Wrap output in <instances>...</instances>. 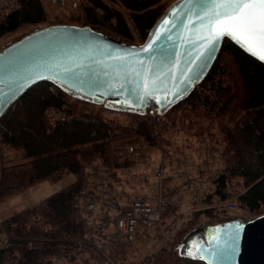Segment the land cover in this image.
Wrapping results in <instances>:
<instances>
[{"label": "trees", "instance_id": "trees-1", "mask_svg": "<svg viewBox=\"0 0 264 264\" xmlns=\"http://www.w3.org/2000/svg\"><path fill=\"white\" fill-rule=\"evenodd\" d=\"M162 1L79 0L70 24L79 22L130 44L134 32L144 42L166 9ZM15 2V9L0 10V38L23 26L47 22L41 0ZM104 110L70 97L50 82H40L0 116V198L43 181L54 184L72 177L68 185L1 220L0 232L8 241L0 246V264H58L74 262L82 255L85 263L123 264L117 251L93 236L94 216L84 201V190L91 182L86 168L93 163L110 164L112 150L119 153L113 157L115 169L136 165L144 157L143 146L168 153L179 132L220 147L221 172L213 180L214 166L194 172L193 178L187 175L182 183L189 195L200 180L208 189L200 201L191 200L195 207L180 234L143 264H205L180 257L178 243L202 221L216 223L227 217L225 202H235L242 215L264 214V64L229 40L223 41L202 82L163 115L124 113L122 120L106 117ZM129 146L139 154H127ZM115 172L105 185L120 198ZM172 181L171 176L162 180V196L168 201L163 220L178 209L172 201L175 186H166ZM93 185L100 186L95 181Z\"/></svg>", "mask_w": 264, "mask_h": 264}, {"label": "water", "instance_id": "water-1", "mask_svg": "<svg viewBox=\"0 0 264 264\" xmlns=\"http://www.w3.org/2000/svg\"><path fill=\"white\" fill-rule=\"evenodd\" d=\"M201 8H207L203 0H174L139 45L74 24L49 25L22 36L0 52V116L40 82L112 111L145 115L152 108L161 116L202 82L225 39L264 64L230 34L209 45V17L196 15ZM237 225L233 252L228 245ZM177 251L205 264H264V214L247 222L230 217L200 225L181 238Z\"/></svg>", "mask_w": 264, "mask_h": 264}, {"label": "rangeland", "instance_id": "rangeland-1", "mask_svg": "<svg viewBox=\"0 0 264 264\" xmlns=\"http://www.w3.org/2000/svg\"><path fill=\"white\" fill-rule=\"evenodd\" d=\"M41 1L47 13V22L44 24L35 26V27L29 26V25L23 26L16 32L8 34L0 38V48L10 41L17 40L21 38L22 36L30 33L31 31L49 26V24H55V23L56 24H70L72 23L70 19L73 18L78 11V9L74 11H70L69 16H67V18L59 17L54 12V10H52L46 5L45 0H41ZM77 1H78V4H80L79 0ZM173 1L174 0H163L162 3L167 8ZM77 7H79V5ZM75 25L82 26V23L78 22ZM132 34L134 37L133 44L139 45L143 43L141 39L135 35L134 32ZM96 106H99V105H96ZM101 107L104 108L103 106ZM104 114L106 117L117 118V119H122V120H124L126 117L124 113H121L120 116H117V114H115L114 112H109L107 110H104ZM200 139H197L192 136H186L183 132H179L175 136H173L172 142L174 143V147L170 148L169 152L165 154L166 155L169 154L168 159L172 161L178 160L180 162L178 165L173 166V167L166 166L164 168V172H165L164 177H168V176L173 177V181L171 183L170 182L167 183L166 186H168L167 188L169 189H172L175 186V188H173L172 190L173 191L172 201H174L173 202L174 206L178 207L177 212L174 215H169L168 217H165L164 220L162 219L159 229H153V230H148L146 232H142L140 235L141 237L133 244L124 245V246H121L120 249H115V251H117V253L119 254L118 256L120 257L119 259L120 263L143 264L147 261L148 258H151L157 255L159 250L165 244L169 243L172 239L176 238L178 234H180L178 231L183 228L184 226L183 222L188 218L192 209H194L195 207L193 203L191 202L192 200L191 195H189L185 191L182 182L187 178L188 174L190 178H193L194 172H196L195 166H199V164L205 157V150H207L208 147H212L217 152L221 151L220 147L211 145L205 139H202V138ZM142 149L146 152V155H144V157L138 163H136V165L127 167V168H119L116 170L117 177L120 179V181H119V184L116 185L115 188L117 189V192H120L119 193L120 196H122L120 197V199L126 198V197H123L124 194H130L132 192V189L129 187L127 183V177L129 176L130 173L138 172L141 174H147L150 176L151 182L156 180V177L153 174V170L156 167H158L160 164V158H161L160 151L155 148L144 147V146ZM179 171H181L183 175L181 180L177 177V173ZM214 175H215L214 173L213 175L210 174V179ZM71 180H72V177L67 176L63 180L57 183H54V184L44 182L43 184H41L42 186H37V188H33L31 190H29L30 188H27L21 191L20 193H17V195L15 196L10 195L6 197L5 199L1 197L0 198V222L2 219L9 217L10 215L28 206L38 203L43 198L56 192V190L58 191L64 186L68 185L71 182ZM196 184H201V185L203 184V186H201L203 188V191L204 190L206 191V188H208L206 186L207 184L205 182L203 183L202 180L196 182ZM92 214L94 216L93 220L95 221L98 218L97 209L93 210ZM236 215H239L245 218L254 217L252 215H244V214L242 215L240 214L239 211H237ZM230 217H235V216H233L232 213H229V215L223 219L230 218ZM223 219H220V220H223ZM208 223L209 222L207 221H202L200 225L208 224ZM105 245L110 246L109 243H105ZM107 249L108 247L106 248V250ZM84 258H85V255H82V256H78V258L74 262H66V261L61 260L60 262H57V263L58 264H94L95 263V262L85 263L83 262Z\"/></svg>", "mask_w": 264, "mask_h": 264}, {"label": "built area", "instance_id": "built-area-1", "mask_svg": "<svg viewBox=\"0 0 264 264\" xmlns=\"http://www.w3.org/2000/svg\"><path fill=\"white\" fill-rule=\"evenodd\" d=\"M45 3L59 17L64 18H67L70 11L76 10L78 6L77 0H45ZM16 7L17 3L15 0H0V10L5 9L6 11H11ZM16 41H10L3 45L0 48V52ZM149 112L156 114L153 109H149ZM114 113L117 116L121 115L119 112ZM59 120L62 121L63 118L60 117ZM126 153L138 155L139 151L135 147L129 146ZM160 154V164L153 170L156 180L151 182L150 176L147 174L138 172L130 173L127 177V183L132 189V192L130 193L131 195L124 194L123 197H126L124 199L116 198L105 185L106 182L110 181V174L117 170L114 168V161L112 160L119 153L112 150V159L108 165L93 163L86 168L89 177H91L89 186L84 190L86 209L89 211L97 209L98 212V218L92 222L93 236L105 240L114 250L120 249L124 245L133 244L141 237L142 232L160 228L162 215L168 205L167 199L162 196V180L165 176L164 168L166 166H176L180 162L178 160L172 161L168 159L169 155H166L163 150H160ZM222 154V151L217 152L212 147H208L205 150V157L199 166H195V171L209 169L211 166H214L210 174L213 175L214 173L215 175L211 179H215L216 175L221 172L219 162L223 157ZM144 155H146L145 151ZM182 176L181 171H179L177 177L181 180ZM94 181L99 183L100 186L95 187L93 185ZM201 186L203 184H194L191 188L190 195L195 202L201 199L203 192ZM222 206L226 211L232 213L235 217H239L244 222L253 219V217L245 218L236 215L238 205L235 202L228 201L223 203ZM7 241V236L4 233H0V246L5 245Z\"/></svg>", "mask_w": 264, "mask_h": 264}, {"label": "snow or ice", "instance_id": "snow-or-ice-1", "mask_svg": "<svg viewBox=\"0 0 264 264\" xmlns=\"http://www.w3.org/2000/svg\"><path fill=\"white\" fill-rule=\"evenodd\" d=\"M203 2L207 5L206 10L201 8L196 15L201 20L209 17L205 26L212 38L208 41L209 45L219 35L227 33L237 38L247 51L264 60V0H203ZM164 23L169 22L166 20ZM201 39L206 38L201 37ZM147 50L142 49V51ZM239 232L240 226L237 225L236 232L230 238L228 245L233 252L238 245ZM196 251L202 249L197 246ZM216 251L219 254V250Z\"/></svg>", "mask_w": 264, "mask_h": 264}, {"label": "crops", "instance_id": "crops-1", "mask_svg": "<svg viewBox=\"0 0 264 264\" xmlns=\"http://www.w3.org/2000/svg\"><path fill=\"white\" fill-rule=\"evenodd\" d=\"M44 182H47V181L40 182V183H38V184H36V185L30 187L29 190H31V189H33V188H37V186H42L41 184H43ZM48 183H49V182H48ZM53 191H55V190H53ZM56 191H57V190H56ZM130 195H131V194H130Z\"/></svg>", "mask_w": 264, "mask_h": 264}]
</instances>
